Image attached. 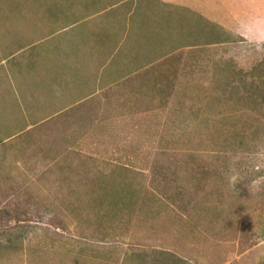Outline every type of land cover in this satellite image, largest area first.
<instances>
[{
  "label": "rangeland",
  "instance_id": "374dc122",
  "mask_svg": "<svg viewBox=\"0 0 264 264\" xmlns=\"http://www.w3.org/2000/svg\"><path fill=\"white\" fill-rule=\"evenodd\" d=\"M1 1L34 9L0 33L26 77L0 91V264H264V0L191 2L168 73L88 116L38 111L56 64L33 24L65 0Z\"/></svg>",
  "mask_w": 264,
  "mask_h": 264
},
{
  "label": "crops",
  "instance_id": "0c3cea01",
  "mask_svg": "<svg viewBox=\"0 0 264 264\" xmlns=\"http://www.w3.org/2000/svg\"><path fill=\"white\" fill-rule=\"evenodd\" d=\"M2 2L0 33L3 36L4 26L12 22L16 27V21L23 24L20 16L25 17L34 8L18 9L16 12L9 9L6 13ZM191 2L200 3L199 0H72L71 4H67L65 0L57 4L61 20L33 24L36 28L34 31L46 25L37 37L34 34L32 47L45 43L44 38H51L48 42L54 47L49 48L52 50L47 56L50 65L56 64L48 68L54 74L52 83L48 84L50 87L46 82V86L41 88H50L51 93L36 96V100L42 102L38 111L57 114L80 107L76 112L81 115V112L92 111L93 106L88 105L90 100L105 106L101 99L111 89L131 91L130 95L138 94L135 91L142 89L145 92H141V95L145 94L149 82L168 73L170 54L179 47L184 49V33H179L185 32L186 18L196 10ZM47 7L50 6L45 3L37 11L39 14H53L54 10ZM136 17L142 21L134 22ZM178 24L181 26L179 32ZM78 26L82 29L78 30ZM147 30L155 35L152 39L146 35ZM168 34L170 38L166 40ZM162 35L166 36L159 38ZM174 35H177L175 39ZM23 38V42L29 41ZM170 48L175 51L171 52ZM1 61L3 65L6 60ZM15 68L18 67L10 69L6 66V69L0 70V91L8 88L13 75L18 76L19 80L26 79ZM13 84L14 88H19L17 82ZM117 97L120 98L115 95L112 100ZM100 113H104V110L101 109ZM2 118L3 115H0ZM24 119L28 120L26 117ZM3 121L7 120H0Z\"/></svg>",
  "mask_w": 264,
  "mask_h": 264
}]
</instances>
